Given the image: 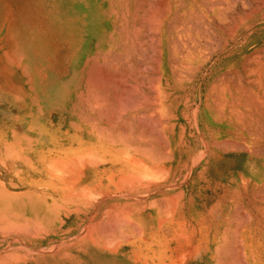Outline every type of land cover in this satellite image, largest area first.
I'll return each mask as SVG.
<instances>
[{
	"label": "crops",
	"instance_id": "obj_1",
	"mask_svg": "<svg viewBox=\"0 0 264 264\" xmlns=\"http://www.w3.org/2000/svg\"><path fill=\"white\" fill-rule=\"evenodd\" d=\"M96 1L98 5H105L106 1L110 4V0ZM70 4L69 0H0V258L17 255L36 260L41 255L56 256L59 231L71 234L74 230L86 231L83 244L104 247L107 198L113 196L116 200L121 196L118 193L129 187L130 196L135 200L129 203V209L122 211L120 200L115 201L114 205L119 207L120 212L144 215L138 219L144 223L147 238L151 240L149 244L154 245L153 240L159 235L165 239L173 236V231H177L178 254L184 255V262L264 264V182L241 176L233 181L230 174L232 166H229L234 163L233 157L223 156L222 163L228 167L221 170L214 160V150L211 148H207L209 159L187 165L186 161L191 159L184 157V165L178 163L171 174L168 103L164 104L162 101L161 113L158 107L155 108L153 95L148 91L150 80L148 76L139 79L138 62L132 57V50L129 53L131 57L124 62L127 59H123L120 49L112 46H106L103 51L95 49L91 54L85 55L74 69L69 62L76 49V45H73L75 16L62 8ZM52 22L55 24L54 33L49 30ZM59 25L62 31L60 34ZM112 29L113 22L110 23L108 32ZM54 37H64L69 44H48V39ZM98 53L104 56L91 65L107 71L110 77H101V80L90 78L89 83L85 66L88 58L91 59ZM61 55L65 56V78L44 76L43 57L51 69L56 70ZM92 66L89 70L93 69ZM91 85H99L95 114L100 123L85 126L81 119L87 116V111L82 103L88 97L86 94ZM58 86L66 88L64 106L43 109V102L50 95L51 87ZM110 91L112 94H109ZM115 96L118 101H115ZM99 107L102 111L98 110ZM105 109L110 112L111 117ZM34 120L69 134L97 128L96 132L103 135V150L126 148L151 151L149 156L146 152L142 161L145 163L146 176L134 175L130 180L124 178L119 156L112 164L114 186L112 191H108L106 163L97 165L93 170L94 174L87 177L90 188L87 197L90 199L89 207L97 208L96 211L89 209L88 214L96 212L99 217L97 220L75 222L74 208H68L72 204L75 181L73 175H67L66 196L70 197L71 202H66V220L59 221V180L52 175L32 173L24 166L27 129L33 125ZM110 129L113 132L110 131L111 134L117 131L113 143L108 141ZM192 130V133H196V128L193 127ZM144 133L146 135H142ZM185 133V127L180 128V134L183 136ZM190 133L189 131L188 134ZM119 135H126L127 144L122 142ZM119 139L121 142H118ZM172 148L198 151L200 146L195 142H187L183 136L178 138ZM14 150L19 152H12ZM9 225L11 229L6 230ZM21 225H25L24 229ZM12 228H16V231Z\"/></svg>",
	"mask_w": 264,
	"mask_h": 264
},
{
	"label": "rangeland",
	"instance_id": "obj_2",
	"mask_svg": "<svg viewBox=\"0 0 264 264\" xmlns=\"http://www.w3.org/2000/svg\"><path fill=\"white\" fill-rule=\"evenodd\" d=\"M154 1L155 0H148V2L147 0L146 1L145 0H110V4H108V1H106L105 5H100V7H101V11L103 12V17L106 19V22L108 23V28L105 33L106 35L105 41H107V44L112 45V42L113 41L115 42L114 38L116 37V44L119 45V49H120L119 52L122 53L123 59H127V60H123L124 62H127L128 59L131 57L129 53H131V50H132L133 52L132 57L135 60L137 59V62H138L139 79L140 78L143 79L146 76H148L149 80L151 79L150 88L152 89L149 88L148 91H150V93H152L153 95V98H154L153 104L155 108L158 107L159 112L160 110L162 111V101L164 104L168 103L169 105V113H170V117H169V125H170L169 157H170L171 174H172L174 173V167L178 165V163L183 164L184 157L186 159L188 158L191 159V161H186L185 164L187 165H190L191 163L196 162L198 160L209 159L208 156L210 157V155H207L209 154V152H206L208 149L206 150V148L203 146L201 139H200L201 138L200 136L201 135L200 134L201 124H199L200 115L197 113V110L198 112L201 110L202 102H203L202 100L204 97H200V95L198 94V90L202 87L201 93L204 92V88L206 85L202 83L201 87H199L200 81L204 77L206 79L208 78L209 76L208 74H210L209 72L211 71V66L215 62L214 60L217 54L213 55V57L209 61H207V64L204 65L203 69L198 70L197 67L195 66L196 62L194 61L193 62L191 61V63L187 62V58L185 57V52L184 50L181 49L182 41H184V39H182L181 41V39L178 38V34H177L179 32L178 30H180L182 26L185 27L188 25L190 26L194 25V27L197 28V26L200 23L203 24L202 20H205V19H203V17H200L202 12L197 8H196L197 10H194V12L192 13L187 12L185 15L178 13L174 9L171 15L177 18L169 16L165 22V26L163 28L164 47H163L162 54L159 59L157 55V49H155L157 46V43L154 39H152V37L155 34V32L153 31H156V28L157 26H159V24L161 26L162 19L164 21L165 16H163V13H160V10H158L160 9V7L162 8L161 10H164L163 9L164 7H162L164 6L162 5L163 0L162 1L157 0L155 2ZM69 2L71 3L70 0ZM239 2L240 0L239 1L231 0L232 8L235 7L236 9L234 8V10L236 11L241 8V5ZM62 8H63V11L71 12L73 15L75 14V10L73 9L72 4L68 6H64ZM126 10H127V13H126ZM133 10L136 11L137 13L134 12ZM152 10L153 12L156 11L155 15H152L153 14ZM196 12L198 14H196ZM134 13L138 16H136ZM175 14L176 15L179 14V15L176 16ZM157 15L160 17L161 22L155 21L153 24L155 16L156 18H159ZM124 17L126 19H124ZM192 18H194L193 21L195 22L191 20ZM79 19L80 17L77 14L75 16V21H74L75 38L73 41V45H76V49L73 55L74 57L77 54L82 55L81 53L85 51L82 49V46H84L85 40L83 36L82 37L80 36L81 31H80ZM177 19L179 20L180 23L178 22ZM174 20L176 22H174ZM112 22H113V29L111 32H108L110 28V23ZM140 22H141V25H140ZM170 23H172V25L174 24L175 25L172 26L170 25ZM178 23L180 24L179 26L177 25ZM184 24H187V25H184ZM202 24H200L198 28L201 27ZM152 25H156V27ZM49 26H50L49 27L50 32L54 33L55 29H53V27H55V24L52 22ZM137 26L138 28H136ZM134 27L137 30L138 29L139 30L138 31L135 30ZM173 27H175L176 29H174ZM141 28L142 29L144 28L145 30L144 29L142 30ZM165 29L166 30L168 29L167 33L165 32L166 31ZM60 30L61 29L59 25L58 34L62 33V31ZM132 30H135V33L133 32L132 34ZM169 30L172 31L171 33L172 35H170V37L168 36ZM127 34L128 35L131 34V38H130V35L128 36ZM126 35H127V38H125ZM134 36H135V41L133 39ZM171 39L173 42L175 41L176 44L175 42L174 44H172ZM214 40L210 44H209L210 41L207 42V45L209 44L208 47L210 48H209V51L208 49L206 50L205 52L206 54H209L210 51H212L211 46L213 47V44H214V47L218 46L216 44L218 43V41H216V39ZM66 41L67 40L64 37H54V38L48 39L47 43L50 45L60 46V45L69 44V42H66ZM179 41H180V44H179ZM165 42H166V45H165ZM170 45L172 46L171 48L174 51L171 48H169ZM175 45L178 46L179 49ZM133 46H136V47L132 48ZM86 49L88 50V48ZM135 50H136V53H135ZM91 53L92 52H89L86 54L88 55ZM181 55L182 56L184 55V56L182 57ZM84 56L85 55H83V57ZM103 56L104 54L98 53L91 59L89 58L88 60H91L93 62H96V61L98 62V60L101 59V57ZM60 57L61 59L59 60V64L56 70L51 69V66H49V64L44 60V57H43L42 63H43V68L45 69L43 70L44 76L65 78V72H66L65 56L61 55ZM153 58L154 59L158 58L159 61L154 60ZM229 58L230 56L227 55L226 57H223L220 60H218L219 62L217 61V63H219V65L221 66L226 65L229 61ZM69 63L73 65L74 69L78 65L71 60ZM157 64L159 65V67L157 66ZM96 68H98V66ZM154 68H157V69H154ZM69 73H70V70H69ZM59 110H62V109H59ZM156 122H157V119H155V125H156ZM160 123L161 121L159 122V124ZM184 127L186 129V133L183 136H185V139L187 142L191 141V142H195L199 144L200 149L198 151H194L191 149L177 150V149L172 148L174 143L178 140V138L183 137L182 134H180V128L183 129ZM193 127L197 129L196 133H192ZM55 129L50 128V130H55ZM189 131L191 132L190 134H188ZM59 132L61 133V136L64 139L60 142L62 144V147L59 150V152H55L52 154L47 153L46 159L41 162L38 160L31 159L30 156H26L27 154L25 152V165L24 166L26 167L27 171H30L32 173H38V174L41 173V174H46V175H52L53 178L57 177V179L59 180V191H58L59 193V197H58L59 221L66 220V215H65V211L67 208L66 202L67 200L71 202L70 197L66 196L65 178L68 174H70V176L73 175L71 173L74 172L75 173L73 175L74 181H75V186L73 190L74 194L72 197V204L68 206L69 209L74 208L75 213L73 214V218H74L73 220L75 222L83 221V220L88 221L92 219L97 220L99 215L96 212L93 214H88L89 209L96 211L97 208L95 206L94 208H91L92 206L89 207L88 205V202L90 201V199L87 197V194H89L88 191H90L89 190L90 188L87 185V182H88L87 177L92 176L94 174L93 170L97 167V165L102 164L105 161L106 167H107L106 173H105L106 174L105 176L106 184H107L106 186H107L108 191L109 190L112 191L113 186H114V171H113L114 168L112 164L114 163L115 158H119V156L121 157V160H122L121 174L125 175L126 178L130 180L132 179V176L134 175H143L145 173V165H144V162L142 161H143V158L146 157L145 155L146 152L148 153V156H149V154L151 155V151L141 150V151H138L139 152L138 153L137 151H135L136 149L134 150L132 149L114 150V149L107 148V151H105L103 150V148H99V150H96L95 149L96 147L95 148L87 147L85 144L83 145L77 142V137L82 136L83 135L82 132L74 133V134H69L67 132H61L60 130ZM71 135H72V138L75 139V141H71L70 139ZM98 135L99 134L94 136L95 139L93 140L92 143L93 145L98 144L99 146L96 145L97 147H103L101 144V141L103 140V136L101 137L99 135L98 137ZM124 136L126 135H123V138ZM112 137L113 136H111V138ZM110 140L111 139L109 137V141ZM113 140L114 138L111 140L112 143L114 142ZM124 140L125 138L123 139V141ZM25 146L26 148L30 146L29 141L27 139L25 142ZM224 148H225L224 150H229L230 147L224 146ZM12 152L17 153L19 151L14 150ZM22 152L23 151H21V153ZM88 152L91 154H89ZM215 153L216 152L214 151V157H215L214 160L219 162L221 160L219 159L220 155L218 152H217L218 154H215ZM154 156H156V151H154ZM76 157H79V158L82 157L81 158L82 161L79 162L78 160L80 159L79 158L76 159ZM26 158L28 159V161ZM133 158L136 160L134 161L132 160L133 161L132 162L131 159ZM137 158H140L139 161H137L138 160ZM60 159H62L63 161ZM88 160L90 162H88ZM67 162H70L71 165L68 166ZM94 162H96L97 164ZM136 162L138 163L142 162V165L137 164ZM81 163H83L82 166H81ZM88 163H92V165ZM55 164L56 166H54ZM66 172L68 173L65 174ZM75 175L78 177H75ZM96 180L97 178H95V187H96ZM120 194L121 196H118L116 200L114 199L113 196H111V198H107V205H106L107 212L105 214V222H106L105 224L107 228L105 231V246L104 247L97 246V245L88 246V245L83 244V236L85 235V233H87L86 231L74 230L72 234L69 232L66 233L65 231H59V237H58L59 245H58V253L56 254V256L41 255V256H37L36 258L39 257L40 259L42 258L45 259L47 257L46 259H51V262L50 260L49 261L46 260L48 263L50 262V264H193V263L184 262L182 260L184 258V255L178 254V243H179L178 240L179 239L176 235L177 231H173L172 233L173 236L169 238H165V239H162V236L159 235L157 238H154L153 240L154 245L149 244L151 243V240L147 238V231L143 228L144 223H141V220L138 219L139 216L143 217L144 215H135V214L122 212V211L129 209L130 202L135 201L134 198H131L130 196L129 187L128 189L123 188L122 192L118 193V195ZM119 200L121 201V204H120L122 207L121 212L118 211L119 207L114 205V202L115 201L120 202ZM84 241H88V240H84ZM102 252H104V256H102ZM53 257H55L56 260H54ZM44 261L42 259V262ZM47 262H44V263L48 264Z\"/></svg>",
	"mask_w": 264,
	"mask_h": 264
},
{
	"label": "bare ground",
	"instance_id": "obj_3",
	"mask_svg": "<svg viewBox=\"0 0 264 264\" xmlns=\"http://www.w3.org/2000/svg\"><path fill=\"white\" fill-rule=\"evenodd\" d=\"M70 1H71V4L73 5V9L75 10L74 15L76 16L78 14V16L80 17V19H79V25H80V31H81L80 36L81 37L83 36V38L85 40L84 46H82V49L85 51L83 53H81L82 55L77 54V55H75V57L74 56L72 57V61L74 63L79 64V62L83 59V55H87L86 53L93 52L95 49H100V51H101L106 47V45L119 49V45L116 44V37L115 36H114L115 42L113 41L112 45H110V44L108 45L107 41H105L106 40L105 33H106L107 28H108V23L106 22V19L103 17V12L101 11L100 5H98V3L95 0H70ZM155 1H157V0H155ZM235 1H237V0H235ZM147 2H148V0H147ZM239 3L241 5V8L236 11V10H234L235 7L232 8L231 0H163L162 5H164V6H162V7H164L163 8L164 10H161L162 9L161 7L158 10H160V13H163V16H165V18H164V21L162 19L161 26L159 24V26H157V28H156V31H153V32H155V34L152 37V39H154L157 43V46L155 49H157V55H158V58L160 59V56L162 54V50L164 47V45H163V42H164L163 28L165 26V22L168 19V17L169 16L174 17L173 15H171L173 13L174 9L182 15H185L187 12L192 13V12H194V10H197V9H199L202 12L200 17H203V19H205V20H202L203 24L200 23V24H202L201 27L198 28V26L200 24L198 26L196 24L197 28L194 27L193 24H191L193 26H190V25L185 26V27L182 26L180 28V30H178L179 32L177 33L178 38H180L181 41H182V39H184V41H182L181 49L184 50V52H185V57L187 58V62L188 63H191V61L196 62L195 66L197 67L198 70L203 69L204 65L207 64V61H209L213 57V55L217 54V56L214 60L215 62L211 66V71L209 72L210 74H208L209 75L208 78L207 79L205 77L202 78V80L200 81V84H199V87H201L202 83L206 85L203 93H201L202 87L198 90V94L200 95V97H204L202 100L203 102H202L201 110L199 112L197 110V113L200 115L199 124H201V131H200L201 142H202L203 146L206 148V150H207V148H211L216 152L215 154L219 153V155H220L219 159H222L223 156H225V155L233 157L232 161L234 163L232 165L229 164V166H232V169L230 170V174H231L233 181L236 180L237 177L241 176L243 178H245V177L255 178L260 183H262V182H264V0H240ZM125 7H126V5H125ZM134 12H136V11H134ZM155 12H153V10H152L153 14L152 13L151 14L155 15ZM126 13H127V10H126ZM196 14H198V13L196 12ZM178 15H176V16H178ZM136 16H138V15H136ZM136 16H135V18H136ZM192 17H194V16H192ZM195 17H196V15H195ZM174 18H177V17H174ZM124 19H126V18L124 17ZM156 19H158V20H156ZM193 19L194 18H192L191 20L193 21ZM185 20H187V19H185ZM155 21L161 22L160 17L156 18V16H155L153 24ZM174 22H176V21L174 20ZM178 22H179V20H178ZM193 22H195V21H193ZM172 23H170V25H172ZM179 23L177 24L178 26L180 25ZM151 24H152V22H151ZM188 24H190V23H188ZM140 25H141V22H140ZM174 25H172V26H174ZM184 25H187V24H184ZM152 26L156 27V25H152ZM172 26H170V27H172ZM178 26H176V27H178ZM136 28H138V26ZM136 28L134 27L135 30H137ZM173 28L176 29L175 27H173ZM168 29L167 30L165 29L166 33H167ZM135 30H132V34H133V32L135 33ZM171 30H169V33H168L169 37H170V35H172ZM125 34H126V32H125ZM127 35L125 38H127ZM129 35L131 38V34H129ZM119 36H120V34H119ZM139 37H137V38H139ZM133 39L135 41V36L133 37ZM214 39H216V41H218V43H216L218 46L214 47V44H213L214 48L211 46L212 51H210L209 54H206L205 53L206 50L208 49V51H209V48H210V47H208V45L210 43H212V41ZM139 40H137V41H139ZM171 41H172V39H171ZM174 42L172 41V44H174ZM207 42H209L208 45H207ZM175 44H176V42H175ZM179 44H180V41H179ZM165 45H166V42H165ZM134 47H136V46H133L132 48H134ZM171 47L172 46L170 45L169 48H171ZM176 47H178V46H176ZM86 48H88V50ZM178 49H179V47H178ZM176 50H177V48H176ZM227 55L230 56L228 63L226 65H223V66L219 65V63H217V61L223 57H226ZM158 58H156V59L153 58V59L159 61ZM94 61H96V60H94ZM187 62H186V64H187ZM92 63H93V61L88 60L86 63V66H85V70L87 69L86 73L88 74V78H87L88 80L87 79L86 80L89 83H91L90 78H94V79L99 78L101 80L102 78L106 77V79H107V77H108V79H109L110 76H108L107 71L101 70V69L96 68V67L94 68L92 66L93 65ZM90 66L93 67V70L92 69L89 70ZM157 66L159 67L158 64H157ZM157 68H154V69H157ZM84 83H86V82H84ZM106 84H107V82H106ZM102 85H105V84H102ZM86 86H88V85H86ZM98 86L91 85V87H88L89 91L87 90L88 93L86 94L88 97L87 98L85 97L86 98L85 102L82 103L83 106H85V110L87 111V114L85 113L87 116H84L85 118L81 119L84 121L82 123V125L96 126L98 123H100V119L97 118V116L95 114V111L97 110V106H98V105L96 106V103L98 100ZM155 86H157V85H155ZM119 88H121V87H119ZM109 89H111V88L109 87ZM136 89H138V88H136ZM150 89H152V88H150ZM83 90H84V88H83ZM112 91H114V89H112ZM112 91H110L109 94H112L111 93ZM81 92H82V90H81ZM105 93H104V95H105ZM120 95H122V94H120ZM81 97H82V94H81ZM150 97H152V96H150ZM76 99H78V98H76ZM115 99H116V96H115ZM78 101H80V100H78ZM115 101H118V100L116 99ZM65 102H66V88L65 87H59V86L53 87L50 90V95L47 97L46 101L43 102L42 107H43V109L55 108L57 106H64ZM105 106H107V105H105ZM140 106H143V105H140ZM75 107H78V106H75ZM133 107H135V106L133 105ZM102 109H104V108H102ZM115 109H117V108H115ZM98 110L102 111L100 109V107ZM105 111H108V110L105 109ZM80 112L81 111H79V113ZM88 112H89V114H88ZM109 114H110V112H109ZM110 117H111V114H110ZM121 117H119V119H121ZM101 118H103V117H101ZM101 122H102V120H101ZM116 123L113 122V124H116ZM109 124L111 125L112 123H109ZM109 124H107V125H109ZM110 127H113V126H110ZM115 128H116V125H115ZM115 128H112V129H115ZM102 130H104V129H102ZM106 130H107V128H106ZM116 130L119 131L118 128ZM129 130H131V129H129ZM96 131H97V128L96 129L91 128V130L87 131V132L82 131L83 135L77 137V142L79 144H83V145L85 144L87 147H93V148L96 147L95 148L96 150H99V148H103V147H97L96 145H98V144L93 145V143H92L93 140L95 139L94 136L98 134ZM110 131H111V129L108 132L110 133ZM115 133L114 134L110 133V136L107 133L108 134L107 135L108 141H109V137L111 140L113 138L115 139V137H114ZM119 133H121V132H119ZM99 135H98V137H99ZM142 135H146V134L144 133ZM100 136L102 137L103 135H100ZM111 136H113V137L111 138ZM119 136L121 137L122 142L126 143L125 140L123 141V139L126 136H124V138H123V135H119ZM117 137H118V135H117ZM70 139H71V141H75V139L72 138V135L70 136ZM27 140L29 141L30 146L27 147L25 150V152L27 154L26 156H30L31 159L38 160L41 162V161L46 159L47 153L52 154L55 152H59V150L62 147V144L60 142L64 139L61 136V133L59 132L58 129L50 130V128L45 126L42 122H40V121L35 122V120H34L33 125L29 129H27ZM121 140L118 142H121ZM224 146H229L230 147L229 150H224L225 149ZM104 149H105V151H107L106 148H104ZM110 149H112V148H110ZM217 150H219V151H217ZM135 151L138 152L141 150H135ZM74 152H75V150H74ZM206 152H209V151L207 150ZM86 153H84V154H86ZM94 153H95V151H94ZM94 153H92V154H94ZM89 154H91V153H89ZM229 154H231V155H229ZM88 156H90V155H88ZM221 156H222V158H221ZM92 157H90V158H92ZM77 158H79V157H76V159ZM81 158H79L80 159V160H78L79 162L82 161ZM135 158H136V156H135ZM208 158H209V156H208ZM137 159H138L137 161H139L140 158H137ZM55 160H57V159H55ZM60 160H62V159H60ZM83 160H84V158H83ZM132 160L134 161L136 159L133 158V159H131V161ZM27 161H28V159H27ZM131 161H129V162H131ZM88 162H90V161L88 160ZM67 163H68V166L71 165L70 162H67ZM94 163H96V162H94ZM82 164L83 163H81V166H82ZM84 164H85V162H84ZM88 164L92 165V163H88ZM54 166H56V164ZM218 167H219V169L223 170V169H225V167H228V166H227V164L222 163V160H220L218 162ZM67 173L68 172H66L65 174H67ZM218 173H221V172H218ZM71 174L74 175L75 173L73 172ZM68 175H70V174H68ZM144 175L146 176V174H144ZM139 176H141V175H139ZM75 177H78V176L75 175ZM125 177L126 176H124V178ZM73 179H74V177H73ZM76 180H78V179H76ZM62 181H63V179H62ZM260 192H262V190ZM236 224H238V223H236ZM10 226L11 225L6 226L7 228L6 227H4V228H6V230L7 229L10 230L11 229ZM19 226H20V224H19ZM19 226H18V228H19ZM22 226H23L22 229H24L25 225H21V227ZM1 230H3V229H1ZM15 231H16V228H15L14 232ZM19 231H17V232H19ZM28 234H30V233H28ZM231 249H233V248H231ZM241 250H243V248ZM234 251H235V248H234ZM225 253H227V251ZM235 255L237 256V254H235ZM240 255H241V253H240ZM5 256H4V258H0V264H45L44 262H47L46 260H48V261L50 260V262H51V259H46L47 257L45 259L42 258L43 261L45 260L44 262H42V259H40L39 257L36 258V260H28V259H25L24 256L20 257V256L16 255L17 257L13 256L11 258H10V256H9V258L7 256L6 257ZM222 260H223V258H222ZM219 261H221V260H219ZM50 262L49 263L47 262V263L50 264Z\"/></svg>",
	"mask_w": 264,
	"mask_h": 264
}]
</instances>
